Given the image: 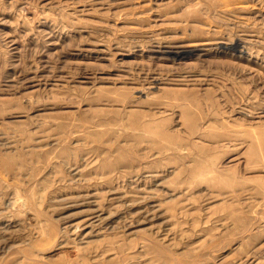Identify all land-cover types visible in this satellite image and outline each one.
<instances>
[{"label":"rangeland","instance_id":"1","mask_svg":"<svg viewBox=\"0 0 264 264\" xmlns=\"http://www.w3.org/2000/svg\"><path fill=\"white\" fill-rule=\"evenodd\" d=\"M0 264H264V0H0Z\"/></svg>","mask_w":264,"mask_h":264},{"label":"bare ground","instance_id":"2","mask_svg":"<svg viewBox=\"0 0 264 264\" xmlns=\"http://www.w3.org/2000/svg\"><path fill=\"white\" fill-rule=\"evenodd\" d=\"M238 45V41L237 42H235V44L234 45H232L231 47H236ZM185 53H188L187 51L185 52ZM184 52H183V54H185Z\"/></svg>","mask_w":264,"mask_h":264}]
</instances>
